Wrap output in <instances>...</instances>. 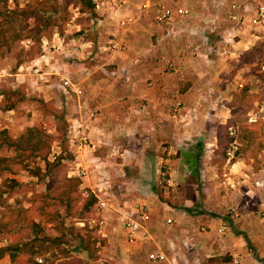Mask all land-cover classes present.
<instances>
[{
  "label": "crops",
  "instance_id": "1",
  "mask_svg": "<svg viewBox=\"0 0 264 264\" xmlns=\"http://www.w3.org/2000/svg\"><path fill=\"white\" fill-rule=\"evenodd\" d=\"M250 1L239 0L241 5ZM165 2L196 10H221L224 14L241 9L231 8L230 0ZM102 11L112 15L111 11ZM242 16L238 15L236 21H216L214 32L198 29L193 40L211 45L187 48L176 55L166 44L142 48L140 42L150 34L158 39L176 37L183 30L178 22L182 19L173 20L170 26H157L151 19L138 18L127 31L109 17L90 19L91 33L50 38L52 59L41 58V54L36 61L42 76L28 70L23 75L15 74L34 91L47 97L51 94L58 107L65 105L73 128L78 121L86 120L89 111L96 112L86 130L91 147L79 150L71 146L86 170L84 179L90 189L95 193L99 190L106 195L100 197L110 203L109 209L101 212L104 220L95 228L96 255L88 260L85 254L86 264H264V129L256 132L253 123L244 122L245 113L259 100H248L252 94L242 96L237 88L239 74L231 78L233 69L242 65L231 59L226 63L214 59L219 51L224 56L215 42L226 35L232 37V45L225 49L227 57H239L252 49L259 36L251 32L244 36V29L253 26L251 17ZM219 27L227 28L226 32ZM169 29H176L174 35L168 34ZM111 35H116L125 47L123 51L112 53L98 44L116 39ZM68 49L72 50L70 58L66 57ZM44 59L52 65L46 67ZM63 77H68L78 94L70 88L66 92L59 88ZM176 102L182 106L174 115ZM241 107L245 110L239 111ZM245 123L249 125L246 134L240 130ZM232 129H236L237 143L233 159L215 158L226 148L224 142L229 144ZM162 181L169 186L165 197L170 196L167 190L181 186L179 200L184 202L194 200L187 188L195 186L198 197L197 186H204L205 210L193 215L189 204L183 203L178 209L160 199L155 186ZM222 183L229 188L222 191ZM209 199L233 201L231 207L236 209V218L230 216L232 220L222 234L217 230L227 218L220 212L210 214ZM137 202L145 203L149 210L145 222L149 239L129 243L123 219L133 214ZM202 227L206 229L201 231ZM76 252H81L79 243L71 246L70 254ZM151 252H162L165 257L153 263L148 258Z\"/></svg>",
  "mask_w": 264,
  "mask_h": 264
},
{
  "label": "rangeland",
  "instance_id": "2",
  "mask_svg": "<svg viewBox=\"0 0 264 264\" xmlns=\"http://www.w3.org/2000/svg\"><path fill=\"white\" fill-rule=\"evenodd\" d=\"M29 1L32 0H0V14L5 9L9 11L16 8H25ZM42 1L44 2L45 0ZM107 1L109 2L110 0ZM141 1L131 0V9L127 13L136 15V5ZM54 5L58 8L55 13L49 10L51 7L46 8L47 14L45 16H51L52 18L50 27H44L43 23L36 22V19L29 15L22 21V25L24 26L26 21L33 29L40 27L39 32L37 34L25 33L28 38L16 40L11 45H3L0 48L2 52L0 55V132L6 130L9 138L14 140L19 147V150H14L12 147H3L0 150V157H11L16 154L24 159L22 164H10L6 169H2L0 173V247L15 246V244L18 248L23 247L13 262L8 256H5L0 258V264H34L36 258L39 257L44 260L43 264H76L78 259L84 261L85 257L83 256L88 251H94L92 254L93 256L96 255V248L93 246V242L97 239L95 233L96 225L99 221L104 220L101 215L102 210L98 208L97 199L91 193L92 189H90L87 179L85 180V177L82 178L80 176L79 166H82V164L76 159L77 154L73 152L69 144V126L71 122L68 121L70 118L67 112L68 109H65V105L63 106L64 109L58 107L55 102L53 103L54 99L51 94L47 97L42 92L34 91L31 84L28 86L25 79L22 81L15 74L18 72V74L23 75L25 70H28L29 74H31V67L33 64H37V57L41 54V58L52 59L50 52L52 53L53 47L50 44L52 43L50 38L52 39L58 35L68 37L74 34L91 33V26L89 27L90 19L109 17L110 21L116 23L117 18L122 13L120 12V15H109L108 12L104 13L102 9H88L85 3L78 0L48 1V6L53 7ZM188 9L190 13L186 18H181L182 20L178 21L180 27L183 28V30H179V35L174 38H171L173 36L166 38L164 36V39H158L150 34L144 40H141V47L148 48L166 44V48H169L170 52H175V55L177 52L191 47L197 50L199 47L211 45V42L193 40L194 37L198 36V29L200 30L201 28V31L205 32L212 29L209 32H214L217 29L216 21L225 22L226 19L230 22L229 15H234L236 19L239 18L238 15L240 17L244 15L248 19V17H252L254 12L253 8L248 11L238 9L231 12L232 14H228V12L224 14L221 10ZM143 17L147 18V20L151 19L150 16H141L140 18ZM75 23L79 26L75 27ZM131 26L120 29L127 31ZM219 28L222 29V33L226 32L225 29L227 28ZM243 32L244 36L247 37L250 32L259 36L252 49L240 54L239 57H227L229 53L225 49L232 45V37L231 35H226L222 41L218 42L216 40L215 42V46H218L221 52L222 50L225 52V54L222 52L224 56L219 54V51L218 55L214 56V59L225 61V63L227 62L226 60L231 59V61L237 62L238 65H242V68H239V66L233 69L231 78L239 74L240 78L237 81V88L242 96L252 94L248 100H259L258 105H254L244 115L246 116V118L244 117V122L253 123V130L258 132L261 127L264 129V111H262L264 108V71L260 70V66L264 64V31L259 27L253 26V28L244 29ZM111 37L116 38V35H111ZM60 42L62 41L60 40ZM106 42L99 41L98 44L108 47L110 41ZM68 51L66 50V57L70 58L71 55L67 54ZM46 59H44L46 67H50L52 64L47 63ZM95 59L99 60V56H96ZM26 63H28L26 66H22ZM35 76L38 75L33 77ZM31 80L29 81L30 83H32ZM37 82L35 81L34 84ZM250 90L252 91L251 93H249ZM260 98L262 101H260ZM5 99L17 102L14 109L5 111L2 108ZM260 104L261 106H259ZM255 106H259V109L256 110ZM180 108L176 111L177 113ZM241 108L239 111L245 110V107ZM174 110L175 107H173V114L175 115L177 113H174ZM44 124L46 127L43 126ZM246 126L247 123L242 124L240 129L244 134L249 129V125ZM235 132L236 129L234 134ZM228 136L229 144L225 141L224 145L226 148L221 150L220 154H218L219 157L215 158L233 159V146L237 144L236 138L234 135ZM228 147L230 150L227 149ZM211 156L214 157L215 155L212 154ZM166 187L168 188L169 186L165 181H162L155 186V190L159 198L165 200L171 206L182 209L183 203L189 204L193 215L205 210L202 207L204 204L202 200L204 186H197L198 197H196L195 186L192 185V188H187V194L194 196V200L191 202L179 200L182 194L181 186H174L176 190H167L170 196L165 197L164 191ZM220 187L224 191V188H229V185L222 183ZM212 188L213 186H210V190ZM84 191H88V194H85ZM96 194L106 197L97 189ZM60 197L63 199H60ZM232 202L229 200L213 201L211 199L208 202L210 204L209 210L212 211L210 214L216 215L217 212H220L218 214L226 216L227 221L225 225H222L227 228L229 220H232L230 216L232 215L236 218L234 216L236 209L231 207ZM138 203L141 202L136 204ZM91 204L92 206L89 207ZM108 204L110 203L108 202ZM85 206H88V208ZM59 234H65L69 241L68 246L62 245L64 248L69 247L70 249L71 246H77L79 243L81 252L70 254V251L64 252L61 249L51 248L47 250L44 243L41 246L39 237L42 235L52 237ZM92 247L94 248V250L92 249L93 251L90 249Z\"/></svg>",
  "mask_w": 264,
  "mask_h": 264
},
{
  "label": "built area",
  "instance_id": "3",
  "mask_svg": "<svg viewBox=\"0 0 264 264\" xmlns=\"http://www.w3.org/2000/svg\"><path fill=\"white\" fill-rule=\"evenodd\" d=\"M95 3V9H102L111 11L112 14L122 13L117 18V25L119 28L125 29L130 25H133L134 22L140 18L141 16H150L152 22L157 26H170L173 20L181 19L186 17L190 11L188 8L182 6H171L165 0H142L139 4L136 5L137 13H127L131 9L130 3L131 0H110V4L107 0H93ZM231 8H241L243 11H248L253 8L254 12L252 17L250 18V23L254 27H259L262 31H264V4L260 0H251L250 2H245L242 5L239 0H230ZM130 7V8H129ZM231 20H235L236 17L234 15H229ZM174 35V31L169 29L168 34ZM108 50L112 53H119L123 51L122 43L114 39L108 43ZM79 51V49L74 50ZM72 50H69V54L71 55ZM41 67L38 64H33L31 67V74H41ZM260 70L264 71V64L260 66ZM68 78H64L61 80L59 87L61 90L66 92L68 88L71 89L72 92L78 94L79 91L74 89L73 86L69 82ZM241 86V85H240ZM181 103L176 102L174 113H177L180 108ZM264 109V108H263ZM262 109V111H264ZM96 112L89 111L87 113L86 120L78 121L76 126L71 128V133L69 135V144L71 146H75L77 149H82L90 146V137L87 135L86 130L93 123L95 119ZM230 135H234V130H230ZM80 176L84 178L86 176V170L83 166H79ZM85 194H88V191H84ZM90 193V192H89ZM91 193L97 199L98 208L100 210L109 209L108 202L97 195L93 190ZM133 214L125 216L123 219V225L126 233V239L129 243H135L137 241H144L149 239V234L145 228V222L149 219V210L143 203L135 204L133 207ZM167 223H170V219L167 220ZM226 227L224 225L218 228V233L222 234L225 231ZM201 230H204L202 227ZM164 254L162 252L157 253H149L148 258L151 262L155 263L157 261H162L164 259ZM36 262L39 264H43L44 260L39 257L36 258ZM237 261H234L236 264Z\"/></svg>",
  "mask_w": 264,
  "mask_h": 264
},
{
  "label": "trees",
  "instance_id": "4",
  "mask_svg": "<svg viewBox=\"0 0 264 264\" xmlns=\"http://www.w3.org/2000/svg\"><path fill=\"white\" fill-rule=\"evenodd\" d=\"M48 1L45 0L44 2L42 0H32L29 1V4L25 8H16L13 10L7 11L6 9L4 12H1L0 14V48L4 46H9L16 40H22L23 38H28V36H25V33H34L37 34L40 30V27H36V29L31 28L26 21L24 22V26L22 25V21L26 19L27 16L31 15L30 17H33L36 19V22L43 23L44 27H50L52 25V18L51 16H45L47 14L46 8H49V10H52L54 13L58 11V8L54 5L48 6ZM82 1L86 4V7L88 9H95V3L93 0H78ZM2 54L0 50V55ZM17 102L15 100H4L3 109L5 111H9L14 109ZM12 147L14 150H19V147L15 143L14 140H11L9 136L6 133V130H2L0 132V150L3 147ZM195 160L197 158L195 157ZM24 162L23 158H20L16 154L11 157H0V173L2 169H6V167H9L10 164H22ZM60 199H63L60 197ZM92 204L89 206L91 207ZM88 208V206H85ZM37 225V224H36ZM39 237V236H38ZM39 242L42 244L44 243L46 246L45 248L48 249H61L64 252L70 251L69 247L64 248V245L68 246V239L65 237V234H59L52 237H47L42 235L39 237ZM63 245V246H62ZM80 245V244H79ZM18 248V246L15 244V246H2L0 247V258L8 256L10 260L13 262L16 258V255L19 253V251L22 249ZM54 251V250H53ZM33 252H35L33 250ZM42 252V251H40ZM93 252H87L88 260H90L93 257ZM57 257V256H56ZM15 264V263H13ZM34 264H39L36 261H34ZM76 264H86L84 261L78 259Z\"/></svg>",
  "mask_w": 264,
  "mask_h": 264
}]
</instances>
